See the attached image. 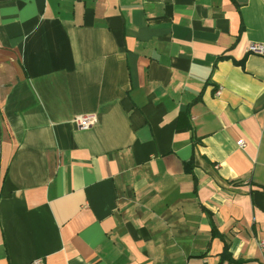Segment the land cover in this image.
Here are the masks:
<instances>
[{
  "label": "crops",
  "instance_id": "crops-1",
  "mask_svg": "<svg viewBox=\"0 0 264 264\" xmlns=\"http://www.w3.org/2000/svg\"><path fill=\"white\" fill-rule=\"evenodd\" d=\"M254 43L264 0H0V264H264Z\"/></svg>",
  "mask_w": 264,
  "mask_h": 264
},
{
  "label": "built area",
  "instance_id": "built-area-1",
  "mask_svg": "<svg viewBox=\"0 0 264 264\" xmlns=\"http://www.w3.org/2000/svg\"><path fill=\"white\" fill-rule=\"evenodd\" d=\"M248 51L254 54H263L264 47L258 43L251 44L248 47ZM220 91H217L219 94ZM75 125L82 130H88L91 127L95 126L97 123V117L95 115H78L74 118ZM238 146L243 147L244 142L242 140L237 142ZM261 246L264 247V243H261ZM34 264H43L40 260L35 261Z\"/></svg>",
  "mask_w": 264,
  "mask_h": 264
},
{
  "label": "trees",
  "instance_id": "trees-1",
  "mask_svg": "<svg viewBox=\"0 0 264 264\" xmlns=\"http://www.w3.org/2000/svg\"><path fill=\"white\" fill-rule=\"evenodd\" d=\"M222 258H223V259H229V255H228L227 250H226L225 253L223 254Z\"/></svg>",
  "mask_w": 264,
  "mask_h": 264
}]
</instances>
